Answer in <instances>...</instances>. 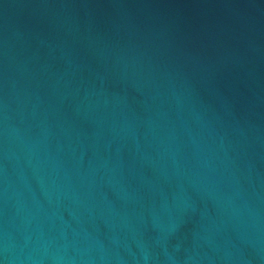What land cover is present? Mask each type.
Wrapping results in <instances>:
<instances>
[{
    "label": "water",
    "instance_id": "obj_1",
    "mask_svg": "<svg viewBox=\"0 0 264 264\" xmlns=\"http://www.w3.org/2000/svg\"><path fill=\"white\" fill-rule=\"evenodd\" d=\"M0 264H264V0H0Z\"/></svg>",
    "mask_w": 264,
    "mask_h": 264
}]
</instances>
